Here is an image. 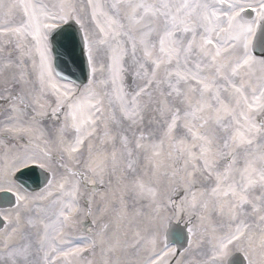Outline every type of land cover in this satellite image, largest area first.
I'll return each mask as SVG.
<instances>
[{
  "label": "snow or ice",
  "instance_id": "1",
  "mask_svg": "<svg viewBox=\"0 0 264 264\" xmlns=\"http://www.w3.org/2000/svg\"><path fill=\"white\" fill-rule=\"evenodd\" d=\"M0 36L13 49H0L4 67L15 52L38 53L41 89L54 97L37 111L0 87V143L26 144L0 161L12 205L0 207L11 224L0 264H72L94 249L65 229L80 198L91 203L118 170L151 209L147 235L134 233L141 264H173L174 244L202 245L205 233L198 264H236L234 252L256 247L264 257V0H0ZM159 177L178 198L161 195ZM208 213L220 218L210 228Z\"/></svg>",
  "mask_w": 264,
  "mask_h": 264
},
{
  "label": "bare ground",
  "instance_id": "2",
  "mask_svg": "<svg viewBox=\"0 0 264 264\" xmlns=\"http://www.w3.org/2000/svg\"><path fill=\"white\" fill-rule=\"evenodd\" d=\"M45 2H51V0H45ZM81 4L85 2V0H79ZM87 9H84L85 21L87 23ZM17 22H19V14H17ZM6 37L0 36V49L5 51V48L8 46L6 44ZM33 60L36 62V66L33 67ZM7 61L0 58V87L11 84V82L16 81L18 77H22L20 85L22 86V91L25 97L32 103V106L37 109V111L44 110L46 111L49 105H52L54 97L45 94L39 82V55L38 53H33L31 57L27 55L25 52H17L14 54L11 64V67H4V64ZM131 72V69L129 70ZM139 85L143 84L142 80H137ZM60 83H64V81H60ZM38 101V103H37ZM41 105H43V109H41ZM38 128L44 130L45 137L50 136V129L53 127V123L50 119L45 118L42 123L37 124ZM114 131H119V128H114ZM131 135V133H129ZM3 143H0V161H4L5 158L10 161L13 155L18 152L21 147H26V144L23 140L19 142L3 140ZM111 148V145H109ZM102 158V156H101ZM146 163L143 159H141V165L143 166ZM3 168V164L0 163V169ZM150 179L151 175L149 176ZM131 180L132 177L128 176L126 180L121 179V172L118 170L114 174L106 175L104 177V183L102 193L98 195L97 201L98 204H94L93 210L91 211L90 218L91 222L94 225H98L99 223H105L103 226L99 227L97 230V236L93 237V240L96 241L95 248H87L81 254L70 258L72 264H97V260H101L106 262L107 257L114 258L119 255L130 256L133 254V251L137 250L135 246H132L134 243V233L137 230H141L144 235H147V232L144 231L147 227V219L151 214V209L148 206V201L146 200H137L133 198L132 188H131ZM158 187L160 189L161 195L171 194L173 197H177L179 192L172 193L171 186L166 177H159ZM38 191V190H37ZM53 194H56V189L53 187L51 189ZM124 201L127 207L125 208L122 205L121 201ZM45 203H47L45 201ZM79 207V204H78ZM11 208V207H7ZM82 206L80 205V213H82ZM140 211L143 213L142 216H136L135 212ZM79 215L76 217V224L71 229H65L66 234L70 237V239L74 243H80L83 245L87 242V236L92 232L89 228L81 229L80 226L77 225V220ZM208 219L205 221V227L215 226L220 222V218L218 216H214L211 213L206 214ZM199 223V221H197ZM107 225V230H104V226ZM11 224L7 222L6 227L0 231V249L3 248V242L7 238L6 234H10ZM19 239L18 235L11 234V238L8 239V243L12 244L17 242ZM193 243L191 246L188 245L187 249H185L181 253V258L187 257V261H183L180 264H198L199 261L206 259V254L209 251V246L206 243L207 233L203 239L205 243L202 245H197L196 237H191ZM110 245H115L118 247V251L116 253L108 252V247ZM175 247V246H174ZM256 252L253 254L252 252L247 257L248 259L253 260L254 264H260L261 257L259 247L255 248ZM139 257L137 259L138 263H141L146 253L143 251H139ZM175 255L171 258L174 262Z\"/></svg>",
  "mask_w": 264,
  "mask_h": 264
},
{
  "label": "rangeland",
  "instance_id": "3",
  "mask_svg": "<svg viewBox=\"0 0 264 264\" xmlns=\"http://www.w3.org/2000/svg\"><path fill=\"white\" fill-rule=\"evenodd\" d=\"M17 88H18V86H17ZM102 192V191H101ZM101 192H96L95 191V195H94V197H93V199H92V201H91V203H89L88 201H86L85 199H83V203H84V205H83V207H84V210H83V212L81 213V215L79 216V219H78V224L79 225H81L82 226V223H83V221H85V219H87V217H88V215H89V205H92V202L94 203V204H98L99 202L97 201V199H98V195H99V193H101ZM96 194H98V195H96ZM179 197V195L176 197V198H178ZM177 202H179L178 200H177ZM87 203V204H86ZM104 224H102V223H99L98 225H97V227L95 226V228H91V234L90 235H88L87 236V239H93V237H95V236H97L96 234H97V230H98V228L99 227H101V226H103ZM83 227V226H82ZM256 252V250H254V251H252V253L254 254ZM139 251L138 250H135V251H133V254H131L130 256H126V255H122V253H121V255H119L120 257H118V256H116V257H114V258H111V257H107L106 258V262H104L103 263V261H101V260H97V264H116V262L117 261H119V264H141V263H138L137 262V259H138V257H139ZM182 256H181V253H176V255H175V260H174V262H173V264H177V262H180V263H182L183 261H187V257H183V258H181Z\"/></svg>",
  "mask_w": 264,
  "mask_h": 264
},
{
  "label": "water",
  "instance_id": "4",
  "mask_svg": "<svg viewBox=\"0 0 264 264\" xmlns=\"http://www.w3.org/2000/svg\"><path fill=\"white\" fill-rule=\"evenodd\" d=\"M59 71V69H57ZM86 81H83V78L81 77L80 80L77 81V83H85ZM11 197L10 195H4L0 194V207L11 205L10 201ZM4 225V221L0 220V228ZM187 243V235L186 238L178 243L179 249H183L186 246ZM233 260L236 262V264H246L245 259L241 255H237Z\"/></svg>",
  "mask_w": 264,
  "mask_h": 264
}]
</instances>
